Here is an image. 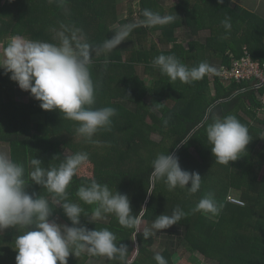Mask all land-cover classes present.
Returning a JSON list of instances; mask_svg holds the SVG:
<instances>
[{"label":"trees","instance_id":"trees-1","mask_svg":"<svg viewBox=\"0 0 264 264\" xmlns=\"http://www.w3.org/2000/svg\"><path fill=\"white\" fill-rule=\"evenodd\" d=\"M141 1L143 11L171 15L174 20L156 26L146 24L144 14L140 16L144 23L122 20L117 29L130 26V34L108 51L105 42L118 32L110 29L109 22L116 19V11L124 12V0H0V34L58 44L60 40L54 32L61 26L63 35L75 36L74 43H91V47L105 51L97 59L90 56L99 102L94 108L116 109L111 129L98 130L92 138L94 142H90L77 133L78 122L64 118L58 109H42L41 102L30 93L28 103L11 97L10 89L18 84L0 68V142L8 144L11 159L24 164L26 176L33 170V158L48 169L58 167L76 153H86L87 160L103 167L95 180L107 183L114 193L126 194L133 215L145 210L148 229L159 215L170 216L176 209L185 213L177 224L147 239L143 236L145 230L137 232L136 228L121 226L114 214L108 216L107 222L83 220L81 226L90 230L108 228L116 235V243L126 245L128 251L123 260L89 256L86 252L78 257L73 254L68 264H157L156 242L159 245L155 250L161 251L167 264H174L173 256L180 247L193 264H264V175L259 177L264 167V111L259 115L261 103L254 84L224 80L219 70L192 83L173 82L152 64L161 53L174 55L189 67L208 64V56L216 54L222 66L229 67L247 50L264 65V19L239 5L231 6L228 0L223 4L219 0H199L203 2L193 5L180 1L168 8L161 0ZM129 10L133 13L132 8ZM205 16L209 17L210 35L203 48L193 50L181 40L183 23L195 33L205 27ZM228 17L231 28L225 29L222 21ZM147 74L152 80L146 79ZM152 83L156 84L155 90ZM156 103L160 104L154 111ZM228 115L248 128L250 142L237 160L215 163L205 129L214 118ZM60 123L67 125L56 132L55 126ZM186 137L190 139L181 145ZM168 153L179 157L182 169L199 172L202 184L198 193L190 195L187 188L179 187L169 191L163 180L149 178L152 161L158 154ZM91 180L77 172L67 188L68 200L78 203L89 215L95 205L84 203L76 193ZM26 183V191L34 193V198L43 196L52 201L53 194L42 185L30 178ZM233 187L241 189L245 207L230 201ZM208 192L223 204L217 215L193 211ZM51 206L54 209L50 220L71 226L63 209L54 203ZM26 230L17 226L0 231V264H16L14 240ZM134 236L136 246L131 245ZM196 254H202L204 259Z\"/></svg>","mask_w":264,"mask_h":264},{"label":"clouds","instance_id":"clouds-1","mask_svg":"<svg viewBox=\"0 0 264 264\" xmlns=\"http://www.w3.org/2000/svg\"><path fill=\"white\" fill-rule=\"evenodd\" d=\"M219 3L223 4L224 0H219ZM144 16L149 26L166 25L174 20L171 15L161 16L150 10H145ZM230 19L222 21L225 29L231 28ZM130 31L131 27L125 26L105 42L104 48L111 51L128 37ZM60 37L58 44L12 37L3 49L0 68L5 74H11L10 79L21 90L30 92L33 98L40 101L42 109H58L64 118L78 122L76 131L80 136L94 142L92 138L98 130L111 129L116 109L92 107L96 103V85L90 72L89 45L74 43V35L68 37L61 33ZM152 64L173 82L192 83L215 71L207 63L189 67L174 55L163 53L155 57ZM159 104L153 106L154 111L158 110ZM205 131L215 163L229 164L237 160L250 142L248 128L232 115L214 118ZM188 139H182L180 144L187 143ZM87 159L86 153H76L58 167L45 169L41 167V160L33 158L30 161L33 170L26 176L24 164L14 161L6 150L0 149V231L17 226L27 229L14 240L16 264H68L70 255L78 257L85 252L89 256L124 259L127 246L118 245L116 235L108 228L90 230L81 226L84 209L68 200L67 188ZM29 178L53 194L51 202L43 196L34 198V193L26 191V179ZM149 178L163 180L169 191L178 187L187 188L190 195L198 193L202 184L199 172L182 169L179 157L169 153L156 156ZM76 195L84 203L95 205L91 215L87 216L90 222H107L108 216L114 214L121 226L136 228L139 232L144 210L133 215L126 194L114 193L107 183L93 179L81 185ZM52 203L63 209L71 226L50 220L54 209ZM222 208L223 204L216 201L212 192H208L200 198L193 211L217 215ZM184 215L183 210L176 209L170 216H157L151 228L143 232L144 238L155 236L160 230L177 224ZM154 252L157 264H167L155 246Z\"/></svg>","mask_w":264,"mask_h":264},{"label":"rangeland","instance_id":"rangeland-1","mask_svg":"<svg viewBox=\"0 0 264 264\" xmlns=\"http://www.w3.org/2000/svg\"><path fill=\"white\" fill-rule=\"evenodd\" d=\"M6 0H4V2H5ZM117 3H121V1H123V0H115ZM125 1V3H126V9L124 10V12L122 13V14H119L117 11H116V19H111L112 21H110L109 22V25H110V29H112V30H115V29H117L118 27H119V25H120V22L122 21V20H128V21H135L136 23L137 22H139V23H144V21L140 18V16L142 15V14H144V11H143V4H142V1L141 0H124ZM11 6V5H10ZM13 7H14V5H13ZM129 7L130 8H132L133 9V13H131L130 12V10H129ZM116 9H117V6H116ZM117 13H118V15H117ZM181 16V15H180ZM182 17V16H181ZM260 17V16H259ZM206 18V17H205ZM208 19V18H207ZM263 19V18H262ZM134 22V23H135ZM183 25H185L184 23H183ZM186 26V25H185ZM57 30H55V35L57 36L56 38H57V40L59 41L60 40V34L61 33H63L64 32V29H63V27H61V26H59V27H57L56 28ZM118 31H119V29H117ZM117 32H114V33H112V36H114L115 34H116ZM55 35H53V36H55ZM88 35V34H87ZM89 36V35H88ZM111 36V37H112ZM72 37V36H71ZM148 42H149V40H148ZM90 43V42H89ZM122 43V42H121ZM89 45V44H88ZM89 52H90V56L92 55V58L93 59H95L97 56L99 57L100 55L99 54H101V53H105V51H102V50H100V49H96V48H94V47H91V43H90V45H89ZM1 55V54H0ZM91 58V57H90ZM91 58V59H92ZM97 59V58H96ZM202 63V62H201ZM209 74H211L212 75V73H209ZM145 77H146V79L148 80V81H150V80H152V78H150V75H145ZM155 86H156V84H151V87H154L153 88V90H155ZM11 91H10V95H11V97H13V98H15L14 97V89H10ZM17 98V97H16ZM15 98V99H16ZM31 99V97H25V98H17V100H19V102H22V103H28L29 102V100ZM146 101H147V103H150V101H149V97H147L146 98ZM98 103L99 102H96L95 104L96 105H98ZM93 108L95 107L94 105L92 106ZM149 108H152L151 107V105H149ZM259 115H261V114H259ZM249 120H251V119H249ZM148 122L149 123H152L150 120H148ZM67 125V124H66ZM66 125H63V124H58V125H56L55 126V129H56V132H58V131H62L65 127H66ZM153 126H155V127H159L158 125H156V124H152ZM155 134H157V135H159L157 132H154ZM262 141H263V144H264V135H263V138H262ZM255 163H258V162H255ZM111 167L112 168H115V166L113 165V164H111ZM263 167V166H262ZM101 168H103V167H101ZM100 167H98L97 165H95L93 162H91L90 160H87L84 164H82L79 168H78V170H77V172H78V174L79 175H82V176H86V177H89V178H93V179H95L97 176H98V173H99V171H100V169H101ZM102 170V169H101ZM252 170H254V172L255 173H258L257 171H256V169H254V167H253V169ZM264 167H263V169L260 171V173H259V177L261 178L264 174ZM238 178V177H237ZM230 196H233V197H237V198H239L240 197V199H241V197H242V191H241V189L240 188H231V191H230V194H229ZM230 196H229V198H230ZM245 200V199H244ZM243 200V203H241V204H237V205H240V206H242V207H245L246 206V204H247V202H246V200L244 201ZM233 203V202H232ZM246 203V204H245ZM244 204V205H243ZM145 211V210H144ZM144 214H145V212H144ZM83 215L85 216H81V221H83V220H89L88 218H87V216H89V214H86V213H83ZM54 221V220H53ZM148 223H147V220H146V218H145V216L143 215V217H142V221H141V224H140V226H139V231H144V230H146V229H148ZM161 231V230H160ZM160 231L159 232H157V236H159L160 234ZM131 245L133 246L134 244H135V246H136V237L134 236V237H132V240H131ZM158 245H159V243L158 242H156L155 243V247H158ZM197 255V257H199L201 260H203L204 259V256L201 254H196ZM173 259H174V264H193L191 261H189V260H187L185 257H184V254H183V249H182V247H180L178 250H176V253H175V257L173 256ZM203 264H211V263H206V262H203Z\"/></svg>","mask_w":264,"mask_h":264},{"label":"crops","instance_id":"crops-1","mask_svg":"<svg viewBox=\"0 0 264 264\" xmlns=\"http://www.w3.org/2000/svg\"><path fill=\"white\" fill-rule=\"evenodd\" d=\"M180 1H183V3L187 2L188 5H193L194 3H196V1H199V0H161V4L168 8V7H172L178 4ZM228 1L231 6L239 5L243 7L244 9L264 19V0H228ZM199 2H203V1H199ZM3 3H4V0H3ZM205 17H206L205 18L206 24L204 25L205 27L198 30L195 33L190 31L187 26L185 25L182 26L183 28L181 30V40L184 41V44L187 47H191L193 50H199L203 48L207 38L210 35V24L208 23L209 17L208 16H205ZM12 37H16V36L0 34V54H1L0 58H2L3 56V49L7 46V43ZM19 37H22L28 40V38H25L23 36H19ZM43 42H46V41H43ZM208 64L211 68L217 71L221 68L223 62H222L221 57H219L216 54H213L211 56H208ZM210 73H213V72H210ZM13 89H14V97L16 96L17 98H20V99L25 98V97H30L29 95L30 92L21 90L18 85L14 86ZM0 149L6 150L10 156L8 144H4L0 142Z\"/></svg>","mask_w":264,"mask_h":264},{"label":"built area","instance_id":"built-area-1","mask_svg":"<svg viewBox=\"0 0 264 264\" xmlns=\"http://www.w3.org/2000/svg\"><path fill=\"white\" fill-rule=\"evenodd\" d=\"M218 75L224 80L252 82L256 89V97L261 103L258 109L259 114H262L261 111H264V65L254 60L246 50L241 58L232 63V66L223 65ZM229 199L235 204L243 203V200L237 197L231 196Z\"/></svg>","mask_w":264,"mask_h":264}]
</instances>
